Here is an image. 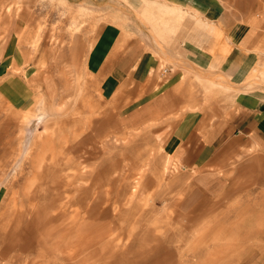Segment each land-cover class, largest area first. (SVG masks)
<instances>
[{"label":"rangeland","instance_id":"rangeland-1","mask_svg":"<svg viewBox=\"0 0 264 264\" xmlns=\"http://www.w3.org/2000/svg\"><path fill=\"white\" fill-rule=\"evenodd\" d=\"M257 102L264 0H0V263L264 264Z\"/></svg>","mask_w":264,"mask_h":264},{"label":"crops","instance_id":"crops-1","mask_svg":"<svg viewBox=\"0 0 264 264\" xmlns=\"http://www.w3.org/2000/svg\"><path fill=\"white\" fill-rule=\"evenodd\" d=\"M136 52L138 53V51H136ZM135 55H136V53H133V54L130 55V57H128V56L125 57V59L122 60V63L127 64L129 62V60H130V62L134 61ZM129 64L130 63H128L127 66ZM259 107H260V103L257 102V103H255L253 105V108H251V109L246 108L244 111H240L239 114H241V113L245 114L246 116H248V119L253 117V115H255V114H259V116L260 115H264V109H261V108L259 109ZM137 111L142 112L140 110V108L134 109V111L132 112V118L135 117L134 113L137 112ZM246 121H247V119L245 120V122L242 121L241 124H238V127L227 126V127L223 128V129H220L223 126H226V125L221 123V126H220V128L218 130L217 129L218 126H216V129L212 132V134H208L205 139H201L200 140V143H201L200 151H199V153H198V151H196L198 153V155H199V158L202 161L209 159V157L211 155H214L213 153H215V149L218 147V144L220 143V140L222 139L221 136L224 135V134H227V133L230 134L232 132L236 133L235 136H239V135L245 136L246 135L247 137H249V138H251L253 140L255 138H257L258 140L262 139L261 141H259L260 142L259 145L264 147V132L262 130L264 125L259 124V122H257V121L255 123L251 124V125L250 124L246 125ZM238 139H241V141H242L243 137H240ZM0 264H3V263H0Z\"/></svg>","mask_w":264,"mask_h":264},{"label":"bare ground","instance_id":"bare-ground-1","mask_svg":"<svg viewBox=\"0 0 264 264\" xmlns=\"http://www.w3.org/2000/svg\"><path fill=\"white\" fill-rule=\"evenodd\" d=\"M158 25V24H157ZM182 104V103H181ZM45 111V110H44ZM46 113V112H45ZM46 117V115L44 114V115H41V117H40V119L39 120H42V119H44ZM47 119V118H46ZM44 121V120H43ZM52 121V120H51ZM55 126L54 125H50V126H47V128H45L46 129V131H47V134L45 135V136H41L39 139H38V141L36 142V145L38 146V147H41V149L42 150H40V151H42L43 152V154H42V159H41V161H40V158L38 157V160H39V164H42L44 167L46 166V164L44 165L43 164V162H44V159H45V156L47 155H51V156H53V155H55L56 156V152H58L56 149H55V147L53 148V140H52V137H54V135L53 134H55L56 132H54L55 130H52L53 128H54ZM52 130V131H51ZM49 131H50V133H49ZM58 132V131H57ZM51 133H53V134H51ZM53 135V136H52ZM60 136V135H59ZM55 139V138H54ZM117 140V139H116ZM117 142H118V140H117ZM116 142V143H117ZM71 151V150H70ZM47 153V154H46ZM49 153V154H48ZM57 154H59V152L57 153ZM46 156V157H47ZM54 156V157H55ZM263 156H264V154H263ZM50 157V156H49ZM49 157H47V158H49ZM57 157H58V155H57ZM51 158V157H50ZM58 159V158H57ZM50 160H52V158L51 159H49V160H47V161H50ZM46 161V162H47ZM54 162H55V160H53ZM171 162V161H170ZM49 163V162H48ZM52 163V162H51ZM168 163V162H167ZM58 164H59V162H58ZM53 165H54V163H53ZM57 165V164H56ZM170 165V164H169ZM168 165V166H169ZM60 165H58V167H59ZM47 167V166H46ZM45 167V169H47ZM55 168H57L56 166H54ZM61 167V166H60ZM59 167V168H60ZM167 167V166H166ZM170 167V166H169ZM169 167H167V169H165V173L166 172H168L169 170H170V168ZM55 168H53V169H55ZM43 169V168H42ZM56 170V169H55ZM58 170V169H57ZM177 170V169H176ZM46 171H48V169L46 170ZM170 172V171H169ZM189 172V171H188ZM58 173V172H57ZM170 174V173H169ZM50 176V175H49ZM171 178V177H170ZM137 185V184H136ZM140 185V184H139ZM137 187H138V185H137ZM139 188V187H138ZM136 189V188H135ZM137 191V190H136ZM136 191H135V193H136ZM137 194V193H136Z\"/></svg>","mask_w":264,"mask_h":264}]
</instances>
